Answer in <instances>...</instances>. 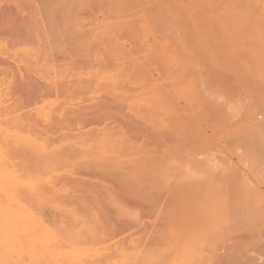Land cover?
<instances>
[{"label": "rangeland", "instance_id": "obj_1", "mask_svg": "<svg viewBox=\"0 0 264 264\" xmlns=\"http://www.w3.org/2000/svg\"><path fill=\"white\" fill-rule=\"evenodd\" d=\"M261 128L264 0H0L17 263L264 264Z\"/></svg>", "mask_w": 264, "mask_h": 264}, {"label": "bare ground", "instance_id": "obj_2", "mask_svg": "<svg viewBox=\"0 0 264 264\" xmlns=\"http://www.w3.org/2000/svg\"><path fill=\"white\" fill-rule=\"evenodd\" d=\"M257 104L254 106L258 111L262 108V104ZM253 110L256 111L254 107ZM262 129L264 128H261L260 130ZM254 131L256 132V129ZM261 139L263 140V138ZM7 157L8 159H11V156L9 155ZM8 170L9 167L7 165L4 166L0 164V195H4L6 199V204L0 205V264H20L14 261V256L16 253L21 254L24 251L22 246V237L24 236V232L21 230V228H16L15 226L13 205L15 199L19 198L20 200L22 196L17 193L14 177L7 173Z\"/></svg>", "mask_w": 264, "mask_h": 264}]
</instances>
